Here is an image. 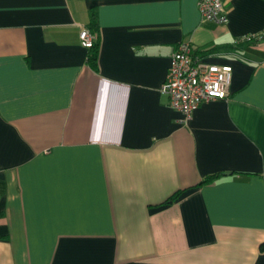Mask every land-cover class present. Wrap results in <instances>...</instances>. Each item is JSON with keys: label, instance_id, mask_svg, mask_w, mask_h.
<instances>
[{"label": "crops", "instance_id": "obj_1", "mask_svg": "<svg viewBox=\"0 0 264 264\" xmlns=\"http://www.w3.org/2000/svg\"><path fill=\"white\" fill-rule=\"evenodd\" d=\"M223 3L0 0V264H264V48L238 42L264 0ZM183 40L235 48L200 54L229 94L187 121L159 91Z\"/></svg>", "mask_w": 264, "mask_h": 264}, {"label": "built area", "instance_id": "obj_2", "mask_svg": "<svg viewBox=\"0 0 264 264\" xmlns=\"http://www.w3.org/2000/svg\"><path fill=\"white\" fill-rule=\"evenodd\" d=\"M202 19L216 25L227 22L223 0H197ZM96 35L82 28L79 41L84 48L92 46ZM240 43L260 45L264 48V28L255 35L240 37ZM232 68L204 60L188 41H180L171 54L165 78L159 91L168 99L170 107L183 115L187 121L192 113L205 102L226 99L229 94Z\"/></svg>", "mask_w": 264, "mask_h": 264}, {"label": "trees", "instance_id": "obj_3", "mask_svg": "<svg viewBox=\"0 0 264 264\" xmlns=\"http://www.w3.org/2000/svg\"><path fill=\"white\" fill-rule=\"evenodd\" d=\"M88 26L89 27H87L86 29L89 32L96 33L97 36H96V39L94 40L92 46L87 48L86 62L92 70L98 71L99 70L98 69V59H99V52H100V36H99L100 32H99L97 21H96V14L94 12H91L90 22H89ZM232 49H235V48L233 46H230V45L215 46V47H212L210 49L201 51L200 54L205 55V54L211 53L213 51L232 50ZM218 176H219L218 174H214V175L208 177L207 179H205L204 182H212ZM180 192H181L180 190L175 191L173 194H171L169 197H167L162 203H160V205L171 203L172 201H174L177 198V196L179 195ZM260 249L264 250V243H262L260 245Z\"/></svg>", "mask_w": 264, "mask_h": 264}]
</instances>
